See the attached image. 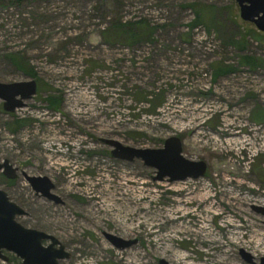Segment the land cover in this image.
<instances>
[{
    "label": "rangeland",
    "instance_id": "1",
    "mask_svg": "<svg viewBox=\"0 0 264 264\" xmlns=\"http://www.w3.org/2000/svg\"><path fill=\"white\" fill-rule=\"evenodd\" d=\"M192 4L206 23L192 24ZM30 79L38 89L24 107L7 112L0 99V161L20 168L17 183L0 170V188L29 212L19 222L61 240L71 256L60 264L264 257V216L253 209L264 206V31L237 0H0V81ZM15 120L24 122L13 131ZM172 135L207 161L205 176L154 181V168L113 158L101 141L157 148ZM23 171L48 176L64 202L37 195ZM105 232L138 241L117 248ZM3 253L0 264H21Z\"/></svg>",
    "mask_w": 264,
    "mask_h": 264
},
{
    "label": "water",
    "instance_id": "2",
    "mask_svg": "<svg viewBox=\"0 0 264 264\" xmlns=\"http://www.w3.org/2000/svg\"><path fill=\"white\" fill-rule=\"evenodd\" d=\"M242 19L252 22L260 31H264V0H237ZM38 89L35 79L3 82L0 81V99L3 100L7 112H15L24 107L26 100L31 99ZM111 147L110 154L115 159L134 161L141 160L146 166L156 170L154 181L169 182L183 181L188 178L197 179L205 176L208 163L204 159H191L183 152V140L178 135L165 139L163 146L135 147L123 144L112 138H101ZM0 170L8 178H15L19 168L9 159L0 161ZM32 188L40 195L63 203V199L53 192L54 182L48 176L29 175L23 171ZM253 209L264 216L263 205H253ZM28 212L13 201L8 192L0 188V258L7 260L3 250L14 253L22 261L21 264H60L71 254L55 235L36 228L27 227L17 220L18 216ZM107 239L117 248H127L137 243L138 239H125L118 235L105 232ZM240 253L245 261L253 264H264V257L260 262L254 261V256L244 249ZM162 264H170L161 260Z\"/></svg>",
    "mask_w": 264,
    "mask_h": 264
},
{
    "label": "trees",
    "instance_id": "3",
    "mask_svg": "<svg viewBox=\"0 0 264 264\" xmlns=\"http://www.w3.org/2000/svg\"><path fill=\"white\" fill-rule=\"evenodd\" d=\"M193 6H195V11H196V19L193 21L192 24H202V23H206V21L209 19V18H206L208 17L206 15L207 11L204 12V10L201 11V9H198L196 7V4H192ZM203 13H205V16L203 15ZM130 28L131 29H128L126 32L128 33V38L131 39L130 42H137L139 39H141V35L142 33L140 34V30H143V28H145V25L143 23H141L140 21L139 22H136L132 25H130ZM125 32V31H124ZM11 59L13 61V63L19 68V69H22L26 74H28L29 76L31 77H34L36 75V73L30 68L27 67V65H25V63L23 61H21L18 57L16 56H13L11 55ZM253 58H251V56H244L243 59H242V62L243 63H247L249 65H251L252 67L254 66V62H253ZM230 70H233V69H230ZM227 69L223 68V67H220L216 70V74H219L221 72H226ZM47 101L50 103V105L52 107H57V105L59 104V100L58 99H55V98H48ZM256 119L258 120H264V110H259L257 113H256ZM24 121H21V120H15V124H16V127L13 128V131L17 129V127H19L20 125L23 124Z\"/></svg>",
    "mask_w": 264,
    "mask_h": 264
},
{
    "label": "flooded vegetation",
    "instance_id": "4",
    "mask_svg": "<svg viewBox=\"0 0 264 264\" xmlns=\"http://www.w3.org/2000/svg\"><path fill=\"white\" fill-rule=\"evenodd\" d=\"M18 167V166H17ZM19 168V167H18ZM18 171H20V168H19V170ZM4 175V174H3ZM22 175H23V173H22ZM19 175H17V177H15V178H8L7 177V183H14V182H16L17 183V180H18V177ZM36 193V192H35ZM37 195H40V194H38V193H36ZM42 196V195H41ZM42 197H44V196H42ZM48 199V198H47ZM29 214V212L26 214V215H28Z\"/></svg>",
    "mask_w": 264,
    "mask_h": 264
}]
</instances>
